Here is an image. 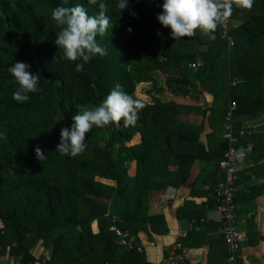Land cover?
<instances>
[{"label": "trees", "instance_id": "trees-1", "mask_svg": "<svg viewBox=\"0 0 264 264\" xmlns=\"http://www.w3.org/2000/svg\"><path fill=\"white\" fill-rule=\"evenodd\" d=\"M105 2L112 27L96 40L107 55L94 56L77 72L82 61L63 59L54 43L59 29L51 13L57 6L82 4L95 16L98 4L0 0V254L8 247L25 264L40 261L45 251L49 264H147L141 253L121 252L110 228L133 234L148 225L155 229L164 219L147 215L151 194L180 189L198 161L210 171V188L223 179L219 162L228 148L223 126L231 102L236 147L252 141L250 158L258 162L264 156V133L239 134L244 119L264 113V0H254L251 10L234 6L214 32L197 30L176 40L157 20L163 0H128L121 12L118 0ZM15 62L41 76L39 91L24 103L12 99L18 84L7 69ZM155 72L166 75L164 89L172 95L198 101L206 93L209 106L160 100ZM233 77L237 83L231 87ZM117 82L140 101L136 86L151 85L145 93L151 101H142L135 124L94 126L77 156L56 151L60 129L70 128L78 111L99 106ZM189 113L201 115L200 123L180 120ZM204 120L209 136L218 139L214 149L200 142ZM37 146L45 152L41 162ZM258 176L264 181V172ZM194 215L202 217H188ZM94 221L97 233L91 230Z\"/></svg>", "mask_w": 264, "mask_h": 264}, {"label": "crops", "instance_id": "crops-1", "mask_svg": "<svg viewBox=\"0 0 264 264\" xmlns=\"http://www.w3.org/2000/svg\"><path fill=\"white\" fill-rule=\"evenodd\" d=\"M210 96L206 93L203 95L205 107L211 102ZM200 121L201 119L187 120L188 123L193 124H199ZM203 124L200 142L205 148L214 149L217 147L218 139L209 136L211 128L208 121L204 120ZM242 124L244 128L242 131L250 132L247 135L263 134L264 113L246 118ZM254 145L255 143L251 141L244 148L238 149L236 160L238 179L235 216L240 230L245 235L238 264H264V191L260 185L261 177L258 176L264 172V156L258 162L250 158ZM205 165V162H196L189 169L180 189H168L163 193L151 194L147 215L162 216L164 220L155 229L148 225L134 234L143 246V251L140 253L147 264H165L167 249L175 242L186 248L183 264H226L228 253L223 241L221 225L213 220L217 214L216 206L212 195L205 189V186L210 184L207 181L210 179L207 175L210 171ZM98 180L107 185H114L109 180ZM193 213L201 214L200 217L206 219L199 223L197 229L188 230L187 222L190 219L197 220L196 215L188 217ZM91 230L93 233L98 232L97 221L91 224ZM183 231L185 235L181 236L180 233ZM39 251L40 249L36 248L35 255H39ZM120 251L125 253L121 248ZM7 252H9L8 247L0 254V264H3ZM35 264H40V261Z\"/></svg>", "mask_w": 264, "mask_h": 264}, {"label": "clouds", "instance_id": "clouds-1", "mask_svg": "<svg viewBox=\"0 0 264 264\" xmlns=\"http://www.w3.org/2000/svg\"><path fill=\"white\" fill-rule=\"evenodd\" d=\"M88 3L98 4L97 15H89L82 4L72 7L57 6L51 13V18L59 29L54 43L62 50L63 59L82 61L76 63L77 72L83 71L84 64L94 56L107 55V49L98 45L96 37L104 36L112 27L110 18L106 15L109 6L105 0H88ZM253 4L254 0H163L162 11L157 14V20L162 26L171 29L170 35L176 40L192 37L197 30L203 34L214 32L231 15L234 6L251 10ZM127 6L128 0H118L116 5L119 12ZM29 69L30 65L25 62H15L7 69L18 84L12 93V99L16 102H27L30 99L29 93L39 91L40 73L33 74ZM144 106L142 101L133 98L117 82L99 106L78 111L72 117L71 127L60 129V141L55 150L64 156H77L85 151L86 133L94 126L102 128L109 124H119L121 120L126 126L133 125ZM34 151L40 162L46 158L39 146Z\"/></svg>", "mask_w": 264, "mask_h": 264}, {"label": "built area", "instance_id": "built-area-1", "mask_svg": "<svg viewBox=\"0 0 264 264\" xmlns=\"http://www.w3.org/2000/svg\"><path fill=\"white\" fill-rule=\"evenodd\" d=\"M226 22L223 23L225 25ZM199 64H192V68L198 67ZM237 83L236 78H231L230 86L233 87ZM236 104L229 103L228 111L224 117V139L228 142V148L224 153L222 160L219 162V167L223 172V179L218 182L213 188L208 185L205 186L206 190H211L212 196L215 200V206L217 214L213 217V220L221 225L222 237L224 244L227 248V259L226 264H238L240 257V250L242 244L245 241V235L240 230L238 222L235 216L236 211V193H237V179H238V169H237V156L239 150L236 147L237 136L234 134L235 129L232 125V112ZM244 133L242 130L239 134ZM250 133V132H248ZM206 218L190 219L187 222V229H197L199 223L205 221ZM116 221L114 217L112 219ZM111 231H114L118 237V245L122 251L125 253L136 252L140 253L143 251V246L137 241L136 236L131 233V231L125 229L120 230L112 226ZM181 236L185 235V232L180 233ZM186 254V248L179 242H175L169 245L165 264H183ZM50 254L48 251L44 252L40 264H49ZM3 264H25L19 258H13L10 256L9 252L6 253ZM29 264H35V262H29Z\"/></svg>", "mask_w": 264, "mask_h": 264}, {"label": "rangeland", "instance_id": "rangeland-1", "mask_svg": "<svg viewBox=\"0 0 264 264\" xmlns=\"http://www.w3.org/2000/svg\"><path fill=\"white\" fill-rule=\"evenodd\" d=\"M155 76L157 78V86L161 87V91L156 95L160 98V100L162 101H175L179 104H184V105H197L199 107H205L206 103L200 99L198 101H193L190 100V98L188 97L187 99L180 97L179 95H172L171 93H169L167 90L164 89V82L166 80V75L160 73V72H155ZM151 88V85L148 83H141L138 84L135 88V94L136 96L144 101L149 103L151 100L149 99V96L145 93H147V91H149ZM156 93V92H154ZM180 119H185L184 121L187 122V120H200L201 119V115L198 114H194V113H189V114H182L180 115ZM50 254V253H49Z\"/></svg>", "mask_w": 264, "mask_h": 264}]
</instances>
